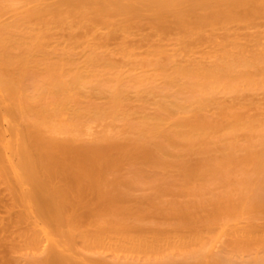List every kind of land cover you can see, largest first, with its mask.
<instances>
[{"label":"bare ground","instance_id":"1","mask_svg":"<svg viewBox=\"0 0 264 264\" xmlns=\"http://www.w3.org/2000/svg\"><path fill=\"white\" fill-rule=\"evenodd\" d=\"M0 264H264V0H0Z\"/></svg>","mask_w":264,"mask_h":264},{"label":"rangeland","instance_id":"2","mask_svg":"<svg viewBox=\"0 0 264 264\" xmlns=\"http://www.w3.org/2000/svg\"><path fill=\"white\" fill-rule=\"evenodd\" d=\"M95 142H96V141H95ZM95 142L92 141V142H90V143L93 145V143H95ZM90 143L88 142V145H89ZM96 143H97V142H96ZM99 143L102 144V142H99ZM94 146H95V145H94ZM108 187H109V186H108ZM127 188H128V187H127ZM130 188L133 189L132 187H130ZM106 189H107V187H106ZM106 189H103V190H106ZM110 189H113V190H114V187H113V188L111 187ZM110 189H108V190H110ZM115 189H116V187H115ZM131 189H130V190H131ZM113 190H112V191H113ZM114 191L116 192L117 189L114 190ZM114 191H113V192H114ZM141 191H143V189H142ZM138 192H139L140 194H142V192H140L139 190H137V192L134 193L135 196H136V194H139ZM139 196H140V195H139ZM130 203H131V202H130ZM132 203H133V202H132ZM132 205L134 206V203H133Z\"/></svg>","mask_w":264,"mask_h":264}]
</instances>
